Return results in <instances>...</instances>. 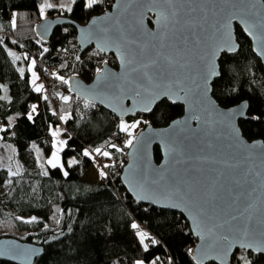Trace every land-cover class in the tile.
<instances>
[{
    "label": "trees",
    "instance_id": "16d2710c",
    "mask_svg": "<svg viewBox=\"0 0 264 264\" xmlns=\"http://www.w3.org/2000/svg\"><path fill=\"white\" fill-rule=\"evenodd\" d=\"M41 1L0 0V139L15 146L23 163L16 174L0 167V183L7 184L0 191V239L15 237L40 247L32 264H196L191 255L196 238L184 216L136 201L122 185L120 172L128 145L111 137L123 132L119 119L69 89V75L89 81L103 61L117 66L116 58L93 47L79 54L71 25L56 27L48 40L38 38L35 24L42 18ZM84 2L74 0L71 11L50 8L49 15L84 22L113 0H102L93 8ZM236 33L239 50L222 55L212 93L223 106L246 99L249 118L239 121L243 134L264 140V68L238 26ZM9 47L18 51L17 62ZM32 60L42 78L40 86L21 62ZM182 110L181 104L162 99L149 115H138L142 124L137 129L146 123L165 125ZM58 134L65 141L63 166L40 165L34 144L49 153ZM93 151L105 168L101 179L87 176L95 161ZM154 155L160 159L158 146ZM138 229L147 233L143 241ZM247 255L253 264H264V256L248 251ZM0 264L18 263L0 256Z\"/></svg>",
    "mask_w": 264,
    "mask_h": 264
},
{
    "label": "water",
    "instance_id": "95a60500",
    "mask_svg": "<svg viewBox=\"0 0 264 264\" xmlns=\"http://www.w3.org/2000/svg\"><path fill=\"white\" fill-rule=\"evenodd\" d=\"M160 11L169 15L166 26L157 23ZM63 25L75 28L79 54L93 47L117 61V66L103 61L89 81L69 75V89L79 99L118 119L149 115L162 99L183 107L167 124L146 123L136 131L120 172L126 192L143 204L184 216L196 238L191 249L195 262L204 252L214 257L209 245L222 246L225 235L237 244L264 241V140L243 134L239 121L249 118L246 99L223 106L215 98L212 83L220 75L209 77L210 90L204 91L208 70L220 73L222 55L239 50L236 26L264 68V0H173L172 5L167 0H113L84 22L47 15L37 21L35 32L48 40ZM231 45L235 51L227 50ZM143 65H150L147 77ZM154 93L159 98L153 103ZM145 105L151 111H144ZM208 228L214 236L206 235ZM40 249L15 237L0 239V256L18 264H32ZM209 263L220 264L202 260Z\"/></svg>",
    "mask_w": 264,
    "mask_h": 264
},
{
    "label": "snow or ice",
    "instance_id": "6c2138e0",
    "mask_svg": "<svg viewBox=\"0 0 264 264\" xmlns=\"http://www.w3.org/2000/svg\"><path fill=\"white\" fill-rule=\"evenodd\" d=\"M101 2H102V0H85L84 6L87 7V8H93L94 6L99 5ZM167 3L169 5H172L173 0H167ZM49 7H52V5L51 4H47V3L46 4H42L40 6L41 13H43L44 10L46 8H49ZM68 10L71 11V8H69ZM172 14L174 15V13H172ZM168 21H169V15L165 11H160L158 13L157 23H160V24H163V25L166 26ZM245 31H247V34L249 36L253 35L252 31H250L248 28H246ZM228 39L229 40L231 39V35L230 34L228 36ZM101 50L103 51L104 49H101ZM227 50L228 51H235L236 47H235V45H231V46L228 47ZM45 51H47V49H45ZM16 59H19V57H16ZM129 63H131V61H129ZM156 63H157V61L153 60L151 62V65H155ZM169 63H172V60L170 58H169ZM32 64L33 65L35 64V60H32ZM149 67H150V65H143V69L145 70L144 71V75L146 77L148 76V71L147 70L149 69ZM20 71L23 72V69H21ZM97 71L100 72L101 70L98 69ZM219 75H220V73L217 72L214 67H212V68H210L208 70L207 75L205 77L206 83L204 85V91H209L210 90V83H209V79L208 78L209 77H213V76H219ZM33 77H35V73H33ZM61 79H63V78L61 77ZM33 83H35V80H33ZM40 90H41L40 87L36 88V91H40ZM164 95H168V93H164ZM157 98H159V94L158 93H154L152 95V102L154 103ZM65 99H67V97H65ZM35 107L36 106L33 105V111H35ZM143 110L144 111H151V108H150L149 105H145ZM28 118L29 119L32 118V114L31 113L28 114ZM193 118L199 119V117H193ZM139 123H140V121H136V122L132 123L131 125H129V124L125 123L124 121H121L120 128H121L122 131L128 132L129 129L136 128ZM53 135H56V133H53ZM133 139H135V137L128 139L127 140V144L128 145H132ZM113 147H115V146L113 145ZM97 151H99V149H97ZM58 152H59V148H57V152L56 153H53L52 158L50 160H48V163L52 164L53 167H55L56 164L59 162ZM103 155L108 156L109 153L108 152H104ZM72 163H75V161H72ZM101 174L105 175L103 172ZM143 198H147V197H143ZM132 227L136 228L137 225L133 224ZM197 234L201 235L200 232H198ZM138 235H139L141 241H143L147 237V233L142 232V231L139 232ZM206 235L209 236V237L214 236L215 232H214L213 228H208L207 232H206ZM222 239L224 241V244L222 246L209 245V247H213V250L216 251V255L214 257H208L207 252H204L201 255L200 259H197L196 264H202V260L205 259V258H212V259L218 260L220 262V264H231V261H236L237 264H253V261L247 255V251L248 250H252V251H254L257 254H260L261 256H264V241H261L260 243L244 242V243H238L237 244V243H234L232 240H230L229 237L226 236V235L223 236ZM153 242L155 243V241H153ZM237 246L240 249L244 250L239 255H235L232 252V249L237 247ZM144 247H145V249H147V245L146 244L144 245ZM136 264H144V262L143 261H136ZM257 264H258V262H257Z\"/></svg>",
    "mask_w": 264,
    "mask_h": 264
},
{
    "label": "rangeland",
    "instance_id": "374dc122",
    "mask_svg": "<svg viewBox=\"0 0 264 264\" xmlns=\"http://www.w3.org/2000/svg\"><path fill=\"white\" fill-rule=\"evenodd\" d=\"M74 0H42L39 3V10L40 6L42 4H51L52 7L46 8L43 13H41L42 18L46 17L49 15V9L50 8H60L62 11H67L69 8H71L72 3ZM62 15V14H59ZM9 51L14 58V60L17 62L16 57H18V51H16L14 48L9 47ZM14 54V55H13ZM24 65H27L29 71L31 72V78L32 80H35L37 83V86H40L41 83H39V80H42L41 76H38L37 71L35 70L34 66L32 63H26L21 61ZM33 73H35V77H33ZM121 121H124L127 124H132L136 121H140L138 124H142V120L140 119L139 116L133 117V119H119L118 121V126L120 128ZM138 126L134 129H129L128 132H130V138H133L136 131L138 130ZM121 129V128H120ZM58 132V130H57ZM64 136L62 134H58V138L54 140V147L51 152L46 153L40 146L34 144L33 149L35 150L38 162L42 166H53L52 164L48 163V160H50L53 156V153L57 152V148H59L58 156H59V162L56 164L58 166H63V159L61 155V149L64 146ZM122 143V142H121ZM128 145V144H127ZM93 158H95L94 164L92 166V169H90L89 173L87 174L90 179L97 177V179H101L104 177L101 173H105V168L102 165V162L100 159V156L97 154V152H91ZM0 167H5L10 174H16L22 171L23 169V163L22 159L20 158L15 146L7 141H2L0 139ZM7 184L5 183H0V191L4 190L6 188ZM143 232L142 229H138L137 233ZM139 236V235H138Z\"/></svg>",
    "mask_w": 264,
    "mask_h": 264
},
{
    "label": "built area",
    "instance_id": "2783aa9c",
    "mask_svg": "<svg viewBox=\"0 0 264 264\" xmlns=\"http://www.w3.org/2000/svg\"><path fill=\"white\" fill-rule=\"evenodd\" d=\"M33 58L35 59V57ZM111 137L115 142L127 143V140L129 139L128 137H130V132L113 133Z\"/></svg>",
    "mask_w": 264,
    "mask_h": 264
},
{
    "label": "crops",
    "instance_id": "0c3cea01",
    "mask_svg": "<svg viewBox=\"0 0 264 264\" xmlns=\"http://www.w3.org/2000/svg\"><path fill=\"white\" fill-rule=\"evenodd\" d=\"M129 125H131V124H129Z\"/></svg>",
    "mask_w": 264,
    "mask_h": 264
}]
</instances>
